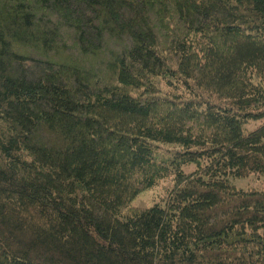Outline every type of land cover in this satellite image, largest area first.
<instances>
[{"label": "trees", "instance_id": "trees-1", "mask_svg": "<svg viewBox=\"0 0 264 264\" xmlns=\"http://www.w3.org/2000/svg\"><path fill=\"white\" fill-rule=\"evenodd\" d=\"M252 174L264 0H0V264H264Z\"/></svg>", "mask_w": 264, "mask_h": 264}, {"label": "rangeland", "instance_id": "rangeland-1", "mask_svg": "<svg viewBox=\"0 0 264 264\" xmlns=\"http://www.w3.org/2000/svg\"><path fill=\"white\" fill-rule=\"evenodd\" d=\"M256 124H251L246 127V130H253L255 129ZM172 149V148H171ZM175 149V148H173ZM193 167H185V171L188 173L189 169ZM172 183L171 179H166L161 182H159L158 185H156L154 188H152L149 191H146L144 193H141L132 203L131 205L134 206H152L154 203H159L162 201L163 198H165L167 194V189L169 185ZM231 183L233 186H235L237 189L240 190H256V191H264V176L252 174L249 177L246 178H232Z\"/></svg>", "mask_w": 264, "mask_h": 264}]
</instances>
